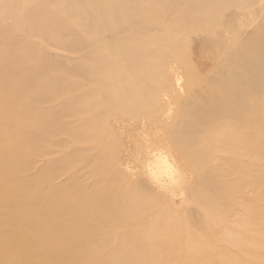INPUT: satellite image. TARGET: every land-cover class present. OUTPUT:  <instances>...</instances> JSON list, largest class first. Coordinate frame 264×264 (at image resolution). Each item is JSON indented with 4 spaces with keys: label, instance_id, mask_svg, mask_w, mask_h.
I'll return each instance as SVG.
<instances>
[{
    "label": "rangeland",
    "instance_id": "374dc122",
    "mask_svg": "<svg viewBox=\"0 0 264 264\" xmlns=\"http://www.w3.org/2000/svg\"><path fill=\"white\" fill-rule=\"evenodd\" d=\"M105 1L88 4L87 12L85 6L82 17L110 19L117 8L110 11L114 2ZM116 1L120 10L128 7ZM156 1L155 9L135 10L147 11L150 22L137 30L154 38L140 58L106 38L89 44L85 21L79 29L70 10L62 16L63 1L64 13L58 4L50 13L29 0V20L17 19L22 25L15 28L6 23L8 12L0 15V142L8 141L0 156L15 157L9 140L18 141L12 152L32 150L30 166H20L24 178L11 187L18 200L11 201L22 208L27 229L40 220L39 247L54 252L53 262L172 264L184 251L210 258L228 241L219 230L237 225L218 209L226 188L220 178L259 172L253 142L264 141V0H161V10ZM112 22L99 29H115ZM224 121L236 135L206 137ZM234 138L237 168L208 147ZM247 208L237 206L235 216ZM195 239L198 249L183 247Z\"/></svg>",
    "mask_w": 264,
    "mask_h": 264
},
{
    "label": "bare ground",
    "instance_id": "6f19581e",
    "mask_svg": "<svg viewBox=\"0 0 264 264\" xmlns=\"http://www.w3.org/2000/svg\"><path fill=\"white\" fill-rule=\"evenodd\" d=\"M1 1H3V0H1ZM6 1L7 2L9 1V4H7ZM6 1H3V2H6V4L1 2L3 6L2 5L0 6V15L1 14L3 15L6 12H8L7 22L5 21L6 18H3V19H5L3 22L4 23L6 22L7 25H12L13 28L18 27L19 24L22 25V22L18 23L17 19H21L24 17L23 20H25V17H26L25 13L26 12L30 13L31 9H28L26 7V4H25V3H28L29 0H6ZM32 1L34 3H32ZM32 1L30 0L29 5H31L30 3H32L33 8H34L33 4L36 3L35 8H37V6H40L44 9V11L45 10L51 11L50 13H54V12L56 13L55 9L58 7L60 9V11H58V12H61L62 11L61 6L64 5L63 9H64V11H66V13H64V11L61 12V13H64V14H62V16L63 15L65 16V14L69 13L68 11L70 10L71 15H72L71 16L72 21H76L75 24L77 22L80 23L81 20L85 21V23L83 21L82 22L84 25H86V27H82L81 31L88 34L86 37L87 39H85V38L84 39L88 43L90 42L91 45H95L96 43H100V42H102V40H104L106 38V39H109L111 41L113 46H115V49H119L121 46H125L128 49L134 51L136 54H138V57L140 58L144 54L143 45L145 43H150L151 40L154 39L151 36L143 34L142 29H140L139 31L137 30L141 26H143V27L146 26V28H148L150 22H148V24L146 23V21H145L146 16L144 15L145 12H147V11H143L140 14H138L135 12V10L139 9L140 7H141V9L142 8L155 9V8H153V6L155 7V5H154L155 0H142V2L145 1V3H146V4H144V6L143 5L141 6V4H139V3H133L132 0H124L123 5H128V7H123L121 10L117 6L118 5L117 1L112 0V2H114V4H112V7H111V5L109 6L111 8L110 11L113 10L114 8H117V11L113 12L112 15H111V13H110V15H107L108 18H110V19H104L103 16H101L102 19L100 17H98V18L95 17L92 20H88L87 18L82 17V16H85L84 13L87 12V9H88L87 7H89L88 4L96 7V4H103L104 5L106 2L105 0H74V1L73 0H32ZM61 1H63V4L60 6L59 3H61ZM75 1H78V2H75ZM160 2H161V0L156 1V4H158V7L160 8L159 10H161V6L164 5V3L160 4ZM162 2H164V0ZM38 4H40V5H38ZM29 5H27V6H29ZM56 6H58V7H56ZM85 6H86V11L84 12L83 9L85 8ZM162 8H164V7H162ZM56 10H58V9H56ZM150 11H152V10H150ZM169 12H167V13H169ZM61 13H59L60 16H61ZM100 13H102V12H100ZM23 14H24V16H23ZM113 14L117 15L116 19H115V16ZM146 14H148V13H146ZM185 15L186 14H184V16ZM9 16H11V18ZM147 17H148V15H147ZM26 18L29 20V17H26ZM96 18H97V20H95ZM147 19H150V17ZM186 19L187 18L185 16V19L182 20L181 22H185ZM69 20H70V18H69ZM8 21L11 24H9ZM112 21L117 22L116 24H114V26H117V27H114L115 29L107 28L105 32H103V29L102 30L99 29V25H108ZM68 23H69V21H68ZM70 23H71V20H70ZM78 23H77V28L79 27ZM124 23H129L130 25L127 27V26H125ZM135 23H136V26H135V28H133V31L129 30L130 28L133 27V24H135ZM157 24H160V23L157 21L156 25ZM165 24L166 23H163L162 25H165ZM68 25H70V24H67L66 26H68ZM4 26H5V24H4ZM22 27H24V26H22ZM22 27H21V29H22ZM111 27L113 28V24ZM79 29H80V27H79ZM40 30H41V28H40ZM167 30H170V29L167 28ZM35 31H37V30L35 29ZM75 31H77V30H75ZM79 32H80V30H79ZM41 33L42 32L40 31V34H36V35L42 36ZM190 33L194 34V33H197V31L191 30ZM60 35H62V34H60ZM62 39L63 38H61V40ZM135 40H139V42H135ZM29 41H31V40H29ZM80 43H82V41ZM25 44H27V43L25 42ZM82 44H85V42H83ZM177 44H179V43H177ZM148 45L149 44H147V46ZM180 46L178 47L179 49L182 48V47L180 48ZM10 49H11V47H10ZM117 52H118V50H117ZM17 53H19V52H17ZM6 54H8V53H6ZM21 56L22 55L20 54L19 58H22ZM11 59H12V56H11ZM17 59H18V57H17ZM16 63H15V65H16ZM2 65H1V68H2ZM7 65H5V66H7ZM9 66L12 67L13 65L9 64ZM9 66H8V68H9ZM14 68H12V69H14ZM86 70H87V68H86ZM17 88H19V87H17ZM7 116H9V115H7ZM10 118H11V116H10ZM12 119H14V118H12ZM11 121L15 122L16 120H14V121L11 120ZM158 122L159 121H157V123ZM226 122L227 121H224L219 128H214L212 131H209V133L207 134L206 137L210 138V139H215L214 142H216V139L233 137L234 135H236L237 129L232 128L228 125H225ZM159 124H160V122H159ZM246 128L248 129V126ZM258 138L260 139V138H264V137H258ZM167 139H168V136L165 135V136H163V138H161V141H163V140L166 141ZM260 140H261V141H259L260 143H257V141L253 142V151L261 154V156H259L256 160L254 159L255 161L253 164L256 167L255 170L257 172L258 171L260 172V170L262 172L261 173H259V172L258 173H254V172L253 173H248V172L234 173L230 176H222L223 179L220 178V181H219V183L221 185H223L224 187L226 186V188L224 189L225 192L223 194V197H221L220 201H218V203L220 204L219 206H221V208H218V209L222 210V208H223V210H224L223 214H226V215L230 214L229 216H232V218L235 220V222H237V225H235V226H234V224L229 225L228 223H226L225 226H223L222 229L219 230V232L222 231L223 234L225 235V237L229 241V242L227 241V243H225L226 244L225 247L227 246L228 243H230V245H231L230 247H232V248L235 247V249L232 250V248H230L229 246L228 247L231 250L229 248H228L229 249L228 250L227 247L226 248L224 247L223 249H220V250H218L216 248V250H213L215 252V254L211 255L210 258H206L207 254H201L200 255L201 258L204 259V261L201 258L199 260H197L199 258L196 256L197 254L195 255V254L191 253L190 255H187L185 253H190V252L184 251V254L182 256V260L181 261L180 260L174 261L175 260L174 259L173 260L174 263H172V264H178V262H180V264H182L183 262H186V264H198V262H199V264H264V162L261 163V161H263V159H264L263 158L264 157V154H263L264 153V141L262 142V139H260ZM3 141H4V138H3ZM5 141H7V140H5ZM23 141H21V142H23ZM238 141H240V139L234 138L232 140V143L231 142L227 143L226 141H224L223 144H221V147L220 146H212L210 144L208 145V147L210 146V148H209L210 151H213V148L217 147V152H220V153L223 152L221 154V155H223L222 157L223 158L227 157L230 165L233 168L234 167L237 168V165H239V164L234 165V163H238L240 160V157L235 154V152L238 149L237 148V145H238L237 142ZM11 142L12 143L14 142L15 144H16V142L18 143V141H16V142L11 141ZM11 142L9 140V143L11 144V145L8 144V146H11L10 147L11 152H10V150H9V152H10V154L12 153L11 156L13 155L15 157L14 158L9 157L7 159H1V156H0V208H1L0 235H3L5 237L4 239L0 238V264H54V262H55V261L53 262V260L55 259V258H53L54 252L51 251L49 248L43 249V251H41L42 248L39 247V244L41 243V241L43 239V229L41 227L39 229L37 228V226H39L38 224H40V220L39 219L36 220V218L32 217V218H34L33 220L36 221V224H37L36 230L35 229L34 230L33 229H27L26 227L28 226V224L30 222L27 225H26L27 222H24L25 217H23L22 208H19L17 206L14 207L12 205V201H13V203H15V199L18 200V197H17V193L15 192L16 190L12 189L11 187L13 185L18 184L24 178V177L19 175V173H21V172L23 173V171L21 170L22 169L21 167H22V165L23 166L26 165L25 166L26 168H27V166L29 167L30 166L29 160H30V158L32 159L34 157H32V154H33L32 150L30 151V152H32L31 155L27 154L30 152H27V151H29L28 148L22 147L21 142L19 143V144H21V146L18 145L17 147L20 146V148L22 147L24 149H27V151H25L23 149L25 151V153L26 152L27 153L26 154L24 152L22 153V148L20 151L19 148L16 149L17 148L16 147L15 149L19 151L18 154H20V155L15 153L16 150H15V152L13 151L15 153V154H13ZM255 142H256V144H255ZM6 143H8V141ZM241 143L243 146H245L246 142L242 141V142H240V144ZM3 144H4L3 142H0V146L5 145V144L4 145ZM6 153H8V152H6ZM41 157H39L38 159H40ZM249 157L251 158V153H249L246 157V161L249 160L248 162H250L252 160V158L249 159ZM18 158H19V160L22 159L23 162L18 164V161L17 162L15 161ZM218 159H216V160H218ZM36 162H37V159H36ZM41 162H42V160H40V163ZM240 166L238 167V170H240ZM4 190H5V192H3ZM1 192H2V194H1ZM14 205H16V204H14ZM236 205L237 206L242 205V206L248 207L247 208V214L242 215V214H240V211H239V214L235 216V214H236L235 210L237 207ZM64 213H65V211H64ZM220 215H221V213H220ZM28 216L31 219V215H28ZM10 219H12V221H14L16 223V225H14L15 223L12 222ZM15 227H20L18 230L23 228L22 229L23 231L19 233V234H21V236L18 235V233H17L18 231H16ZM240 235L243 237L241 238ZM218 236L220 237V235H218ZM213 238L214 239L218 238L217 234L213 235ZM226 238H224V239L226 240ZM198 240H200V239H195L192 242H189L188 240H186L187 241V242H185L186 245H183V247L184 246L190 247L191 252H192L193 249H198L196 246V245H198ZM221 241H222V239H221ZM23 243H25V245H24L25 247H23ZM28 244H32V247H30V245H28ZM174 246H177V248H182L181 245H174ZM50 248H52V247H50ZM210 250H211V248H210ZM233 251H235V252H233ZM208 253H209V251H208ZM32 257L34 258V261L31 260ZM36 258H38V259H36ZM59 259H61V258H59ZM241 262H243V263H241ZM55 263L59 264V262H55Z\"/></svg>",
    "mask_w": 264,
    "mask_h": 264
},
{
    "label": "clouds",
    "instance_id": "9594fccd",
    "mask_svg": "<svg viewBox=\"0 0 264 264\" xmlns=\"http://www.w3.org/2000/svg\"><path fill=\"white\" fill-rule=\"evenodd\" d=\"M180 180H181V177H180V174L179 172H177V175H176V183L179 184L180 183Z\"/></svg>",
    "mask_w": 264,
    "mask_h": 264
}]
</instances>
